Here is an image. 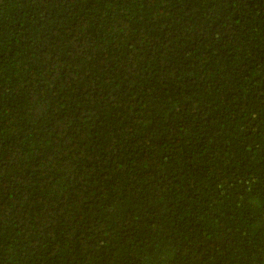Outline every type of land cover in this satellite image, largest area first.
Returning a JSON list of instances; mask_svg holds the SVG:
<instances>
[{
    "label": "trees",
    "instance_id": "obj_1",
    "mask_svg": "<svg viewBox=\"0 0 264 264\" xmlns=\"http://www.w3.org/2000/svg\"><path fill=\"white\" fill-rule=\"evenodd\" d=\"M0 264H264V0H0Z\"/></svg>",
    "mask_w": 264,
    "mask_h": 264
}]
</instances>
